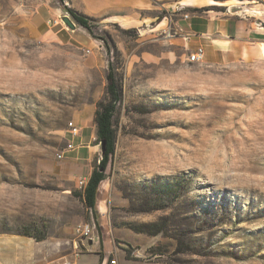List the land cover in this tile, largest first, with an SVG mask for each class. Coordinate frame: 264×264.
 Wrapping results in <instances>:
<instances>
[{"label": "rangeland", "instance_id": "1", "mask_svg": "<svg viewBox=\"0 0 264 264\" xmlns=\"http://www.w3.org/2000/svg\"><path fill=\"white\" fill-rule=\"evenodd\" d=\"M205 3L242 7L264 28V0ZM65 6L85 15L86 0H0V234L88 243L75 232L88 223L133 264H264V45L190 62L196 47L177 33L179 10L164 9L88 16L96 37L71 40ZM110 60L116 149L96 216L58 155L70 123L96 127ZM101 157L98 146L93 167ZM165 219L157 236L137 232Z\"/></svg>", "mask_w": 264, "mask_h": 264}, {"label": "crops", "instance_id": "2", "mask_svg": "<svg viewBox=\"0 0 264 264\" xmlns=\"http://www.w3.org/2000/svg\"><path fill=\"white\" fill-rule=\"evenodd\" d=\"M207 6L205 0H86L85 15H131L139 10H179L173 23L177 29H180V37L194 47L203 46L206 56L213 57L218 53L229 55L258 53L256 51L260 50L258 46L264 45L262 19L248 15L244 10L241 13L232 12L231 9L236 7L235 5H226V12L204 11L199 14L193 12L187 13L189 17L185 18L183 13L185 10ZM166 20L170 21L169 18H165L154 29L163 28L167 23ZM80 30L88 32L77 24L76 29L70 31L67 37L73 40L72 36ZM46 35H49V32ZM81 38L92 42L86 35ZM96 137V127H81L80 137L74 139L77 149L66 154V157L70 158L65 157L60 167L62 177L67 181L79 179L87 184L98 152ZM84 168L88 169L87 173L82 172ZM104 182L99 188L96 212L100 200L105 199L107 195V190L103 188ZM100 220L98 218V226ZM99 228V234L88 243L75 241L73 244L72 240L66 239L63 242L62 238L57 236H49L38 242L22 235L0 234V264H113L112 261L116 262L114 264H133L126 259L123 252L117 251L109 232L103 226V231L101 226ZM77 246L80 251H77ZM112 255L115 259L111 260Z\"/></svg>", "mask_w": 264, "mask_h": 264}, {"label": "trees", "instance_id": "3", "mask_svg": "<svg viewBox=\"0 0 264 264\" xmlns=\"http://www.w3.org/2000/svg\"><path fill=\"white\" fill-rule=\"evenodd\" d=\"M62 5H65L66 0H59ZM67 12L73 17L78 25L85 28L92 37H96L94 32L95 25L93 23L96 21L93 18H90L78 11L67 8ZM219 10L222 12L226 11L225 7H205L202 9H192L193 12L200 11H210V10ZM120 101V89L118 81L115 75L114 64L112 60L109 62V71L107 74V95L103 101L99 102L97 105V110L95 113L94 122L97 128V136L100 142H106L105 153L102 154L100 162L93 167L92 174L87 182L81 197H83L85 206L96 212V202L99 193L100 185L107 178V169L111 161V157L115 153L116 149V130L114 128V118L117 109V104ZM165 220H160L155 223L144 225L141 230H138L139 233H145L151 236H157L165 231ZM17 235H22L30 237L40 242L47 238L45 233H36L34 229H25L24 231L18 232ZM128 260H131V257L128 255L126 257Z\"/></svg>", "mask_w": 264, "mask_h": 264}, {"label": "built area", "instance_id": "4", "mask_svg": "<svg viewBox=\"0 0 264 264\" xmlns=\"http://www.w3.org/2000/svg\"><path fill=\"white\" fill-rule=\"evenodd\" d=\"M188 17H189L188 14H185V18H188ZM54 24L57 25L59 23L58 21H55ZM171 32H172V26L171 24H169L167 29L164 31L165 38L171 37L172 36ZM177 33H180V29H177ZM205 58H206L205 48L203 46H198L193 50V52L189 56V61L205 60ZM69 127H70L69 128L70 139L74 142V139H77L78 137H80L81 128L75 125L74 123H70ZM72 141L71 142L69 141L66 150L63 153L58 155L59 159H64L67 153L75 151L77 149V146ZM98 146L102 147L101 144H99ZM79 185L81 189H85L87 184L83 180H81L79 182ZM94 231H95V227L88 223L79 224L75 229V232L79 237L88 238L90 240L93 239L92 235L94 234ZM112 263L114 264L116 262L112 261Z\"/></svg>", "mask_w": 264, "mask_h": 264}, {"label": "water", "instance_id": "5", "mask_svg": "<svg viewBox=\"0 0 264 264\" xmlns=\"http://www.w3.org/2000/svg\"><path fill=\"white\" fill-rule=\"evenodd\" d=\"M232 12L236 13V12H242L243 8L242 7H234L231 9ZM63 22L65 23V25L71 29V30H75L76 29V23H74L68 16L63 17ZM102 145V154L105 153V149H106V142L103 141L101 142Z\"/></svg>", "mask_w": 264, "mask_h": 264}, {"label": "bare ground", "instance_id": "6", "mask_svg": "<svg viewBox=\"0 0 264 264\" xmlns=\"http://www.w3.org/2000/svg\"><path fill=\"white\" fill-rule=\"evenodd\" d=\"M203 60H199V61H190V62H193V63H195V62H202Z\"/></svg>", "mask_w": 264, "mask_h": 264}]
</instances>
